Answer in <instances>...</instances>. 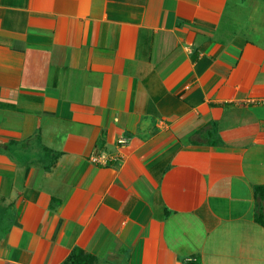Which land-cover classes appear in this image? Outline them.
<instances>
[{
  "label": "crops",
  "instance_id": "0c3cea01",
  "mask_svg": "<svg viewBox=\"0 0 264 264\" xmlns=\"http://www.w3.org/2000/svg\"><path fill=\"white\" fill-rule=\"evenodd\" d=\"M258 187L264 0H0V264H264Z\"/></svg>",
  "mask_w": 264,
  "mask_h": 264
},
{
  "label": "trees",
  "instance_id": "16d2710c",
  "mask_svg": "<svg viewBox=\"0 0 264 264\" xmlns=\"http://www.w3.org/2000/svg\"><path fill=\"white\" fill-rule=\"evenodd\" d=\"M257 196H261L262 199H264V187H258L256 188ZM259 222L263 224V218L262 216H258ZM96 261L95 257L86 255L84 252H82L79 249L74 250L69 259L67 260V263L65 264H94Z\"/></svg>",
  "mask_w": 264,
  "mask_h": 264
},
{
  "label": "built area",
  "instance_id": "2783aa9c",
  "mask_svg": "<svg viewBox=\"0 0 264 264\" xmlns=\"http://www.w3.org/2000/svg\"><path fill=\"white\" fill-rule=\"evenodd\" d=\"M127 143V139L126 138H122L119 140V144L124 146ZM94 163H99V164H103L105 163V158L103 155H98L96 154L93 159Z\"/></svg>",
  "mask_w": 264,
  "mask_h": 264
}]
</instances>
